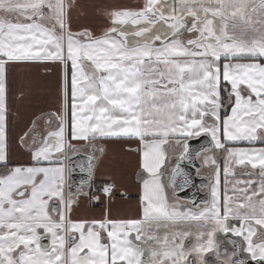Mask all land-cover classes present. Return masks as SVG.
<instances>
[{
    "label": "snow or ice",
    "instance_id": "snow-or-ice-1",
    "mask_svg": "<svg viewBox=\"0 0 264 264\" xmlns=\"http://www.w3.org/2000/svg\"><path fill=\"white\" fill-rule=\"evenodd\" d=\"M70 6L64 0H0V162L8 158L7 65L65 66L62 105L49 113L57 129L38 138L33 127L20 137L24 143L31 136L35 164L49 166L15 167L0 177V264H194L193 253L203 264L218 231L242 237L250 258L264 264V148L225 149L238 164L258 169L259 178L241 181L226 168L223 190L215 160L206 157L214 168L212 202L197 211L170 206L157 176L165 162L161 145L169 139L179 143L205 133L224 149L221 136L249 142L264 137V64L221 63L264 57V0H146L137 10L107 12L112 24L100 38L87 28L71 31ZM126 24L135 30L120 27ZM226 103L234 106L222 119ZM114 137L144 144L143 168L152 178L143 181V217L73 222L69 214L79 198L64 194L60 156L75 151L73 140L95 149L92 141ZM183 147L181 159L187 143ZM115 188L113 183L79 195L111 200ZM230 218L238 224L228 223ZM189 223L197 245L186 250L183 242L193 233L174 229ZM161 228L163 236L157 235ZM38 230L51 236L50 246L42 248ZM102 232L110 244L101 243Z\"/></svg>",
    "mask_w": 264,
    "mask_h": 264
},
{
    "label": "crops",
    "instance_id": "crops-1",
    "mask_svg": "<svg viewBox=\"0 0 264 264\" xmlns=\"http://www.w3.org/2000/svg\"><path fill=\"white\" fill-rule=\"evenodd\" d=\"M65 4L70 3L67 8L68 23L71 31L76 34L87 28L94 37L100 38L103 36L106 29H108L112 22L108 19L107 12L112 10H137L141 8L146 0H64ZM173 2V0H172ZM178 3L179 0H176ZM259 3V0H255ZM123 30L132 32L135 26L131 24L121 25ZM134 43V41H130ZM264 57L249 58L243 57L236 60H225L221 63H260L264 64ZM88 71L87 67L85 68ZM67 71L71 73V61H68ZM65 73L64 64L53 63L51 61H20L10 62L6 68V83H7V120H8V153L6 165L1 164L0 173L2 169L5 172L11 171L15 167L28 168L33 166H49L36 165L30 149L34 147L32 137L25 139L24 143L20 142V137L25 132L35 128L32 134L38 138H44L48 133L57 129V119L49 113H55L62 105V87ZM222 88H229L230 85L221 84ZM242 94L245 86H241ZM228 99V92H224ZM225 99V100H227ZM234 99V97H233ZM228 106V107H226ZM231 103H226L223 112L231 115ZM221 118H225L221 116ZM207 119V118H206ZM209 123L211 121H208ZM184 138H180L179 143L174 139H169L168 143L161 145V151L164 153L165 162L161 166L157 176L161 183L166 187V171L169 164H174L176 159H171L170 151L174 149L177 143L182 145ZM221 141L225 146H231L236 149L250 152L251 150H259L264 148V137L258 135V139L252 142L246 140L225 141L221 136ZM75 147V151L87 152L93 147L89 146L88 141H71ZM92 143L96 146L97 161L94 167L92 183L104 182L105 186L108 184H115L113 196L111 200L101 197V200H88L81 192L96 193L98 189H93L89 192L85 190L79 191L76 195L79 198V203L74 205L70 215L73 222L87 221L99 219H109L115 221H124L129 219H142L143 217V181L151 179V174L143 168V152L145 151L144 144L139 138H98ZM215 144V143H214ZM260 144V145H259ZM239 145V146H235ZM243 145V146H242ZM35 146H39L38 144ZM103 151H99V149ZM66 154L73 153L67 152ZM174 155L177 152L173 153ZM173 155V156H174ZM172 156V158H173ZM64 155L60 156L61 165L65 167ZM172 167V166H171ZM170 167V169H171ZM169 169V171H170ZM7 170V171H6ZM3 173V174H4ZM3 175H0L2 177ZM39 179V177H37ZM69 183V173L66 169V181L64 185V194L66 193V186ZM30 192L31 186H27ZM118 189V191H117ZM14 198L16 197L15 194ZM27 196V193H26ZM169 196V205H175L178 209H191L183 203L176 201L174 196ZM49 202V208H52V203ZM193 210V209H192ZM197 211V210H193ZM53 219L56 218L54 213H50ZM88 227V224L85 225ZM187 229L193 233L184 240L185 249H191L197 245L196 229L194 224H180L177 225L174 231H184ZM41 234L40 244L43 247L51 245V236L45 234L43 230H38ZM205 231V229H200ZM219 232V231H218ZM217 232V233H218ZM216 233V235H217ZM165 230L161 228L157 235L163 236ZM78 235V234H77ZM135 234L133 233V236ZM216 235L214 239V247L216 249L217 241ZM193 237V241H187L188 238ZM131 238V237H130ZM194 242L192 245L191 243ZM45 243V246H43ZM101 243L110 244L111 241L106 237V233H101ZM188 243V244H187ZM190 243V244H189ZM211 250V251H212ZM19 251V250H17ZM207 253V252H206ZM205 254V253H204ZM203 254V256H204ZM195 255L198 261L200 258ZM191 255V256H192ZM189 256V259L190 257Z\"/></svg>",
    "mask_w": 264,
    "mask_h": 264
},
{
    "label": "water",
    "instance_id": "water-1",
    "mask_svg": "<svg viewBox=\"0 0 264 264\" xmlns=\"http://www.w3.org/2000/svg\"><path fill=\"white\" fill-rule=\"evenodd\" d=\"M185 143L188 145V151L184 158L181 159L182 154H184L183 146ZM212 147L213 140L208 134L201 133L200 136L187 138L182 145L177 162L172 167L167 178V183L173 188L175 197L189 203L190 207L194 209L198 206L206 205L209 201V192L203 191L208 186V180L198 175V171L202 167L198 158ZM95 152L96 150L92 148L89 153L76 151L68 156L67 165L70 177L68 195H76L78 191H88L90 189L97 161ZM90 165L91 175H89ZM54 215L56 214L54 213Z\"/></svg>",
    "mask_w": 264,
    "mask_h": 264
},
{
    "label": "flooded vegetation",
    "instance_id": "flooded-vegetation-1",
    "mask_svg": "<svg viewBox=\"0 0 264 264\" xmlns=\"http://www.w3.org/2000/svg\"><path fill=\"white\" fill-rule=\"evenodd\" d=\"M210 151V150H209ZM209 151L203 153L200 157L199 160L202 162V156L206 153H208ZM213 152V151H212ZM215 160V159H214ZM238 160V157H236V161ZM177 162V160L174 162V164ZM216 162V166L219 168L220 170V179H221V189L223 190L224 187V180H223V173L222 171H225V164L223 162H218L217 160H215ZM174 164L172 165V167L174 166ZM171 167V169H172ZM170 169V171H171ZM228 169L231 170V167H229ZM249 169V171L253 172V179L252 176H246V171ZM257 170L258 169H252L250 165H243V168L238 169L235 168V166L233 167V172L237 173V175H245V177L247 179H252L255 180L257 175ZM170 173V172H169ZM198 175L207 178L208 180V186L203 189V191H208L209 192V201L206 205L203 206H199L196 209L193 210H200L203 209L205 207H208L211 205L212 202V195H211V189H212V184H213V180H214V168L212 166L211 163H208L207 165L203 164L202 162V167L199 169L198 171ZM225 175V172H224ZM235 175V179H239V177ZM67 189V187H66ZM91 189H98V187H95L93 183H91V187L88 190L91 191ZM99 190V189H98ZM167 191L169 193V195L172 197L174 196V191L173 188L170 187L167 184ZM175 197V196H174ZM175 199H177L175 197ZM235 199V197H234ZM180 203L185 204L186 206H188L190 208V206L188 205L189 203L187 202H182L179 201ZM228 223L233 224V225H237L238 222L236 220L233 219H229ZM193 237L188 238L187 241L191 242V240L193 241ZM256 238L254 237V240ZM216 241H217V246L215 250L209 251L207 253L204 254L203 256V264H223V262L225 260H233L236 261V264H256V261L252 260L250 258V254L246 251V242L243 240L242 237H238L236 236L234 233L232 232H218L216 235ZM188 244V243H187ZM190 244V243H189ZM192 245L194 244V242L191 243ZM45 246V243L44 245ZM189 261H194V264H201V261H198L195 255H192L189 259Z\"/></svg>",
    "mask_w": 264,
    "mask_h": 264
},
{
    "label": "rangeland",
    "instance_id": "rangeland-1",
    "mask_svg": "<svg viewBox=\"0 0 264 264\" xmlns=\"http://www.w3.org/2000/svg\"><path fill=\"white\" fill-rule=\"evenodd\" d=\"M168 2L169 3H172V0H168ZM159 27V26H158ZM188 35H190L189 33H185V37H187ZM226 99H227V97H226ZM225 106V105H224ZM226 107H228V106H226ZM223 108H225V107H223ZM235 146H239V145H235ZM243 146V145H242ZM216 148V150H213V152L211 151V152H208V153H206V154H204L203 156H202V162H203V164H205V165H207L208 163H205L204 162V160H205V158L206 157H208V158H211V159H215V160H217L218 162H223L224 164H225V169L226 168H229V167H231V170L230 171H232L233 172V167L235 166V168H238V169H241V168H243V165H241V164H238L237 162H236V157H232L231 159L229 158V154H228V152L227 151H225V149H233L234 147H229V146H225L224 147V149H220V148H217V147H215ZM180 149H181V146H179L177 143L174 145V149L172 150V151H170V157H171V159H176L177 158V155H178V153L180 152ZM174 152H177V154L176 155H174L173 153ZM174 155V156H173ZM172 156H173V158H172ZM6 162H0V166H2L1 164H5ZM6 165V164H5ZM7 171V170H6ZM224 172L225 171H222V173H223V180H224ZM257 172H258V170H257ZM3 173H4V171H3V169H2V172L0 173V175H3ZM236 175H237V173H235ZM251 174V175H250ZM238 177H239V180H241V181H243V180H247V178L245 177V175H242V176H240V175H237ZM246 176H252V179H253V172L251 171H249V169L246 171ZM221 178V177H220ZM259 177L257 176L256 177V179L255 180H257ZM228 179L229 180H232L233 179V177L231 176V175H229V177H228ZM230 191V190H229ZM231 194V193H230ZM176 201H178V199L176 200Z\"/></svg>",
    "mask_w": 264,
    "mask_h": 264
},
{
    "label": "trees",
    "instance_id": "trees-1",
    "mask_svg": "<svg viewBox=\"0 0 264 264\" xmlns=\"http://www.w3.org/2000/svg\"><path fill=\"white\" fill-rule=\"evenodd\" d=\"M223 62L225 61V60H222ZM264 62V61H263ZM221 97H222V99H226V95L224 94V91H222L221 92ZM224 112L223 111H221V116H224ZM260 145V144H259ZM176 161V160H175ZM172 165H171V163H170V160H169V164H168V167H167V171H166V178H167V176H168V173H169V169H170V167H171ZM93 184H94V186L95 187H98V189H100V188H102V187H104L105 186V183L104 182H93ZM92 190V189H91Z\"/></svg>",
    "mask_w": 264,
    "mask_h": 264
}]
</instances>
